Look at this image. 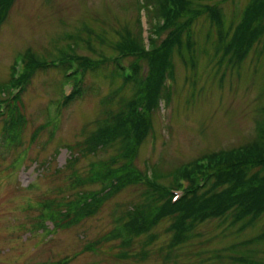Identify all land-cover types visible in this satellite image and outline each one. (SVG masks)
<instances>
[{"label": "rangeland", "instance_id": "obj_1", "mask_svg": "<svg viewBox=\"0 0 264 264\" xmlns=\"http://www.w3.org/2000/svg\"><path fill=\"white\" fill-rule=\"evenodd\" d=\"M146 1L15 0L0 24V84L8 81L16 63L22 70L27 50L52 63L61 52L72 53V46L75 55L110 59L128 33L148 44L153 20L143 7ZM251 1L208 2L223 10L225 28L232 35ZM203 15L193 25L194 56L186 58L188 64L175 52L173 74L167 78L170 98L154 110L153 131L139 146L135 163L150 178L202 155L253 144L264 135V42L253 44L242 59L225 55L224 48L216 50V27ZM133 60V55L125 56L123 66ZM113 67L114 63L107 64L96 76L87 72L88 91L67 106H61L60 99L63 91H71L72 83H66L58 69L36 70L21 91L26 116L22 134L15 135L11 128L4 131L0 118V264L264 263V240L258 241L264 236V213L243 229L233 225L230 216L209 219L172 254H166L163 245L168 237L162 234L148 257L119 260L117 243L103 244L100 239L114 226L113 218L147 189L144 179L123 188L79 223L54 227L51 219L41 217L49 201L100 189L97 182L72 187L69 160L78 156L75 167L84 175L92 161L108 159L113 153L109 149L82 155L72 148L106 114L105 97L115 88L106 73ZM130 88L125 87L121 95L129 96ZM171 177L159 180L160 184H169ZM165 226L161 224L157 232L163 233ZM93 242L96 250L87 247Z\"/></svg>", "mask_w": 264, "mask_h": 264}, {"label": "trees", "instance_id": "obj_2", "mask_svg": "<svg viewBox=\"0 0 264 264\" xmlns=\"http://www.w3.org/2000/svg\"><path fill=\"white\" fill-rule=\"evenodd\" d=\"M14 1L0 0V24ZM208 1L216 0H147L143 7L153 20L148 44L140 36L133 38L128 33L116 47V56L110 59L75 55L72 46L73 54L61 52V58L57 57L52 63L27 50L22 70H17L16 63L11 67L8 81L0 84V118L4 119V131L11 128L20 136L26 125L21 91L28 86L36 70L58 69L65 82L72 83L71 91H63L60 99V105L67 106L88 91L84 87L87 72L96 76L100 69L114 63L111 73H106L109 85L115 87L105 97L106 114L98 119L95 130L76 143L77 148L72 147L82 155H96L109 149L113 153L108 159L92 161L84 175L75 167L78 156L69 160L74 178L72 187L84 188L97 182L100 189L78 192L75 197L62 201H49L43 205L46 211L41 209L40 215L46 212L41 217L51 219L54 227L79 223L97 213L105 201L123 188L144 179L147 189L130 208L113 218L114 226L100 239L103 244L106 241L117 243L115 255L119 260L148 257L162 234L168 237L163 245L166 254H172L174 249L191 240L196 228L209 219L230 216L231 223L243 229L264 213V135L253 144L202 155L170 173L162 172L151 178L135 163L139 146L153 131L154 110L161 100L170 98L167 78L173 74L175 52L188 64L190 61L186 58L194 56L192 52L197 42L193 25L198 17L204 14L210 26L216 27L219 35L216 50L222 47L225 55L231 54L232 58L242 59L253 44L264 42V0H252L247 5L232 35L225 28L223 10ZM127 55H133L134 60L126 67L123 58ZM119 80L122 83L116 85ZM128 86L132 93L121 95ZM112 104H115L113 109ZM170 177L168 185L160 184L159 180ZM174 190L182 192L175 200ZM161 224H166L163 233L157 232ZM262 240L264 236L258 241ZM87 247L96 250L97 246L93 242Z\"/></svg>", "mask_w": 264, "mask_h": 264}]
</instances>
